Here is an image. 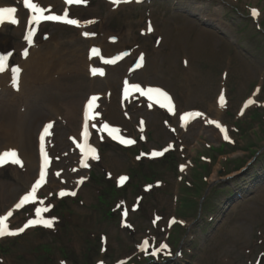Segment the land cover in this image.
<instances>
[{"label":"rangeland","instance_id":"1","mask_svg":"<svg viewBox=\"0 0 264 264\" xmlns=\"http://www.w3.org/2000/svg\"><path fill=\"white\" fill-rule=\"evenodd\" d=\"M39 1L44 6L51 4L57 12L64 8L61 0ZM253 9H259L260 17L251 16ZM70 16L80 24H45L36 39L43 51H50L56 44L61 48L62 58L53 60L60 68L56 78L64 83L58 87L63 96L50 94L55 88H46L48 79L38 82L36 90L30 87L28 93L13 90L10 84L0 86V120L6 114L13 130L18 119L26 121L23 126L28 138L31 133L32 143L28 149L34 155L30 158L35 159L30 167L24 149L17 146L25 168L8 165L0 171V198L5 197L4 201L0 199V214L13 209L14 200L31 184L25 179L36 176L37 136L49 120L56 122L51 144L53 170L64 171L66 181L73 180L61 185L53 172L48 187L40 194L43 203H31L22 211L13 212L11 229H16L33 216L36 218L38 206L51 205L44 217H54L55 227L32 226L0 240V264H96L101 260L114 264L123 258H129L126 264H264V0H149L142 4L133 0L118 4L112 0H86L72 7ZM149 24L152 31L147 30ZM16 28L6 26L2 30L3 34L14 36V43L19 42L21 35ZM85 32L94 35H84ZM180 35L186 43L184 51L178 52L174 42ZM48 41L53 44L46 45ZM93 46L102 52L108 47L112 58L122 56L115 63H108L103 57L100 62L95 61L94 67H106L108 76L103 79L92 78L89 65L72 68L66 59L75 47L88 58ZM13 52L12 64L16 65L21 56L16 48ZM140 52L144 59L137 67ZM36 57L38 62H44L43 57ZM190 60L192 72L183 75L182 66L188 70ZM170 62L174 70L162 72L160 67ZM124 78L164 86L174 93L180 109L200 108L210 117H219L229 125L231 141L225 142L215 129L205 126L204 120L183 131L178 127L177 115L148 110L144 102L123 108L120 91ZM257 86L261 88L258 104L239 116L242 102L259 91ZM224 90L229 104L218 114L212 108ZM90 93L105 96L101 111L106 120L121 125L134 136V146L142 149L144 155L140 159L135 148L112 144L96 129L93 139L100 146L99 158L91 163V169L71 178V168L77 167V154L69 136L80 131L83 102ZM67 99L77 103L81 100L78 107H73L74 113ZM56 103L60 113L52 111ZM140 117L147 121L146 140L140 138ZM171 139L177 143L171 153L173 158L151 156V148L167 146ZM222 145L224 154L212 151ZM181 163L188 170L178 171ZM27 172L28 177L24 176ZM80 174L85 182L77 197H60L59 187H74ZM119 175L130 176L123 189L105 184H119ZM186 187L192 191L186 192ZM12 194V199H6ZM185 197L197 205L183 215ZM137 200L139 209L135 210ZM112 207L116 211L108 218L106 213ZM171 216L178 217L173 224ZM144 238L149 240L147 254L152 261L145 259V252H138ZM166 243L169 247L160 249L159 257L154 258L151 251ZM169 252L172 256L168 258Z\"/></svg>","mask_w":264,"mask_h":264},{"label":"bare ground","instance_id":"2","mask_svg":"<svg viewBox=\"0 0 264 264\" xmlns=\"http://www.w3.org/2000/svg\"><path fill=\"white\" fill-rule=\"evenodd\" d=\"M22 4H23V2L20 0L18 2V5L17 6L16 5H13V7H16L17 10H18L17 13L15 14L16 15V18L19 21L18 23H16L17 24L16 30H17V32H19L21 34L20 35L21 41H19V42L16 41V43H14L13 40H12V37H13L12 35L10 36V35H4V34H2L1 37H0V55H8V62H7L8 66L4 69V71L0 72V86L3 87V86H6V85L10 84L9 87H11L13 90L15 88H18L21 91L28 93V91L30 90V87H33L36 90L38 88L35 87V86L37 85L38 82H42V81H45V80L48 79L45 82L46 83V85H45L46 88H50V87L51 88H55V89H52V91L50 92V94H54V95L56 94V96L59 95L61 97L63 95H61V94L58 93V91L60 90L58 87L60 85L64 84V83H62L61 80H59L58 78H56L57 77L56 75L59 74L58 72L60 71V68H58L59 66H57L58 62H55L53 60L54 58H57V59H61L62 58V56L60 55L61 48L60 47H58V48L56 47V46H59L58 44H56V46L54 48H52L50 51L48 50V48H46V49L44 48V51H43V50H41L43 47H38L37 42H35V40L33 39L34 30L31 29L28 32L27 29H26V24L23 27L22 26V23H20V20L22 19L23 15H25L27 13L24 10V8L22 9V7H21ZM0 6L3 7V6H12V5H9V4H0ZM49 6H51V5L49 4ZM65 6H66V4H65ZM25 16H27V15H25ZM7 24L9 25L11 23H7ZM5 25H1L0 26V31L4 28ZM21 26L23 27V29H21L22 28ZM30 32L32 33V35H31V41H29L28 39H26V37L29 35ZM16 36H18V35H16ZM171 37H172V34H171ZM180 37L182 38V36L180 35V36L177 37L176 41L174 42V43H176L175 44V49H177L178 52L179 51H184L183 48L185 47V43H186V42H184L185 40L180 39ZM93 41H95V40H93ZM180 41H183V43L180 44ZM51 44H53L51 41L46 42V45H49L50 46ZM13 45H15L16 50H17V53L19 54V56H21L20 57V60H19V62H18V64L16 66L12 65L11 64V61H10L11 60V58H10L11 57V51L13 49ZM29 48H30V50L28 52L27 50ZM54 49H55V51H54ZM25 51H27V55L24 54ZM110 52H111V50L107 47V48L104 49L103 55L106 56V57L113 56L112 54H110ZM186 53H187V51H186ZM36 54H37V56H38L39 59L41 57H43V61L44 62H38L39 60L37 59ZM58 54L60 55V57L58 56ZM54 56H56V57H54ZM187 57H188V55H187ZM66 59H68V62L72 66V68H78L79 69V67L84 68L86 65L87 66L89 65V72H93L92 70L95 69V68H92V66H91L92 63L95 62L94 61L95 59L94 60H91V59H89L87 57L84 58L83 55H82V53H81V51H79L78 49H76V47L70 52V54L66 57ZM81 59H83V62H81ZM63 60H65V58ZM174 60H175V58H174ZM172 62H170L168 64H165L163 67H160V69L162 70V72H169V71L174 70V67L172 66ZM158 63H160V62L158 61ZM186 65H188V64L186 63ZM17 67L20 69V71H19L18 74H15L13 72V69L14 68H17ZM188 68H189L188 70L184 71V67L182 66V73H183V75L186 72H188V73L189 72L190 73L192 72L191 71L192 70V62H191V60H190V66ZM107 76L108 75L106 74L105 77H107ZM14 81H16L18 83V86H17V83H14ZM186 85H187V88L188 89L192 90L189 87L190 86L189 83H187ZM56 88H58V89H56ZM198 89H200V85H198ZM54 95L51 97V99L54 97ZM133 98H135V96L131 97L130 100H134ZM63 100H65V98ZM67 100L72 103V105L69 104V109L71 111H73V113H74L75 109L73 107H75V106L78 107L79 105H77V104H81L80 103L81 100L79 101V103H77L76 100H71V99H67ZM109 103H110V101H109ZM227 103H228V98H226V101L223 104V106L219 102L216 107H213L212 108V111L217 110L218 114H220V112L223 110V108L225 107V105ZM173 104H174V113L178 112V110L181 112L180 104L177 102V100H176L175 97L173 98ZM56 106H59V105L57 103L54 104V108L52 109V111H55V113H60L59 110H57L60 107H56ZM85 110H86V108L84 110L83 109L81 110V122L82 123H84ZM202 114L203 115L201 117H203L205 120H208V117H207L208 114L206 112H203ZM22 116H23V114H22ZM3 117L5 119L4 118H2V119H4L5 122H4V120H0V140H1V142H3L2 144H0V153L3 152V151H8V150H15L16 147L19 146V147H21V149L22 148L24 149V154L23 155L27 156V158H28L27 162L29 161L30 167H33L34 162H35V159L34 158L31 159L30 158V155L33 156V157H34V155L30 154L29 153V149H28V147H31L32 146V143H30L31 133H29V138H28V135L26 133L27 131H26L25 127L23 126L26 121L24 119H18L15 122L16 128H15V130H13V129H10L9 128V124L12 122V121H10L11 119L10 120L9 119L6 120L7 119L6 114ZM24 117H26V116H24ZM201 117H198V119H200ZM211 119L215 120V119H219V118H211ZM8 122H9V124H7ZM147 128H148V126H145L144 129L146 130ZM209 129H212L213 130L214 128L213 127H210ZM52 136H53V132H51V134L48 136L47 143L50 142ZM39 139L40 138H38L37 141ZM76 140L79 143L81 142V140H80V132H79V140L78 139H76ZM4 141H6V142H4ZM15 143H18V145H14ZM37 144H39V142H37ZM35 157L37 158V164H38V167H39L40 157H39V154H38V148H37V155H35ZM18 158L21 161L20 164H22V160H21L19 154H18ZM8 163H12V162H7L6 165ZM14 164H16V163H13V165ZM29 165H28V167H29ZM52 165H53V163H52ZM78 171H82V169H81L80 166L75 171V173H77ZM70 175H74L75 176V174L72 173V172L70 173ZM24 176H27L28 177V172H27V174L25 173ZM37 179H38V172H37V178L36 179H31V177H28L25 180H27V181L29 180L28 185L30 183H33V185H34V183H35V181ZM61 181H62V179H60V182ZM46 184H44V186ZM27 189H28V192H29L32 189V187L27 188ZM39 192H40V190H37L36 197L38 196ZM13 196H14V194H12L10 197H8L6 199L9 200V198H11V197L13 198ZM0 199L2 201H4L5 200V197L0 198ZM35 201H38V198ZM8 212H5L4 211L3 213L0 214V216L6 215ZM2 238L4 239L5 237H2Z\"/></svg>","mask_w":264,"mask_h":264},{"label":"snow or ice","instance_id":"3","mask_svg":"<svg viewBox=\"0 0 264 264\" xmlns=\"http://www.w3.org/2000/svg\"><path fill=\"white\" fill-rule=\"evenodd\" d=\"M86 2V0H66V3L68 4H72V3H83ZM112 2L114 4H118L121 2V0H112ZM123 2H128V0H123ZM24 4L25 6L31 10V12L33 13V15L30 18L29 23L35 22V23H40L41 21L44 20H51V21H58V22H64L67 24H72V25H79L80 21L76 20V19H70L68 16V12L67 10H65V12L62 15H57V14H51V15H45V11L46 9L42 8L41 6H39L37 3H34L33 0H24ZM17 8L13 7V6H3L0 7V23L3 22H11L13 24L18 23V19L16 18V13H17ZM252 15L255 16L257 15V10L253 9L252 10ZM91 21H89L90 23ZM148 31H152V27L149 24L148 26ZM31 35L32 33L30 32L29 35L26 37V39H28L29 41H31ZM84 35H94V33H88L85 32ZM114 39V38H113ZM98 49L93 48L92 49V55H97L98 54ZM25 55H27V52L25 51L24 53ZM10 55V54H9ZM121 57H116L113 58L111 60H108L106 62L108 63H115L117 59H120ZM143 55L141 54V56L139 57V61L137 63V67L141 66L143 63ZM8 62V55H0V72L4 71V69L8 66L7 64ZM20 71V69L14 68L13 72L15 74H18ZM93 74H97L99 72V74H103L102 71L98 70V69H93ZM14 83H17L16 81H14ZM18 86V83H17ZM130 91H137L140 92L142 95L146 96L148 98L149 101L155 100L157 103H161L162 107H166L169 112H173L174 113V104L172 102V98L169 96V94L164 91L163 89L159 88V87H148V88H141V86L139 84H129L128 81L126 80L124 82V94L125 96L129 95ZM161 98H163V101H165L164 103L161 102ZM99 99V97L97 96H92L89 100L88 103L86 105V110H85V117H86V121H85V132L84 135L85 137H87L88 132H87V120L88 119H94L96 115H99L98 112L94 113V109L98 106L96 104V101ZM220 101H221V105L223 106V101H224V97L223 95H221L220 97ZM253 103V101L249 100L247 102V104H251ZM247 104L245 105V107H247ZM151 106V105H150ZM243 114V113H241ZM203 114L199 111H188V112H184L181 116H180V120L182 122V126H186L187 123L190 120L196 119L198 117H201ZM209 124H213L215 125L217 128L220 129L221 133L224 134V138L228 139V130L222 126L218 121L216 120H207L206 121ZM94 126V125H93ZM52 127V124L49 123L48 125H46L44 127V133L45 134H50L49 133V129ZM102 131H105L108 133L109 136H111L113 139H117L119 140L121 143L124 144H128L131 145L133 143H135L134 140L131 139H125L124 137L119 135L120 129L116 128V127H111L109 124L104 123L102 128ZM41 140H44V136H41ZM171 147V146H170ZM83 148V146H82ZM168 149H165L164 151H167ZM89 153H91L93 155V158H98L95 156L96 153V149L92 148V147H88L87 150L85 151V156H87ZM162 152H157V151H153L151 153L152 156H159L162 155ZM42 155H43V162L44 165H47L49 163V157L47 156L46 153L43 152V146H42ZM5 162H12V163H16V164H20L21 161L18 158V154L15 150H8L5 151L3 153H0V164H3ZM87 166V165H85ZM127 179V177H121L120 181L123 182ZM80 182H83V178L81 179ZM46 183V172L45 169L42 167L41 171H40V175L39 178L35 181L34 185L32 186V189L26 193L21 200L15 205L16 209L21 208L22 206H24L25 204L32 202L34 200L37 199L36 197V193L37 190L44 184ZM67 194H71V195H75V192H71V193H66L65 191H61L59 193L60 196H64ZM43 203V202H41ZM51 205H49L48 207H38L35 209V213H36V218L34 219H28L27 222L20 228H16V229H9L8 227V219L9 217L12 216V212L9 211L6 215H2L0 216V237H5V236H15L18 235L22 232L25 231V229L32 227V226H36V225H43L45 227H52L53 222L55 220L54 217L52 218H45L42 213L48 212L51 209ZM124 215H127V211H125ZM173 222H175L173 220ZM148 241L145 240L143 242L142 247H144L145 249L148 246ZM167 248L166 244H161L159 246L158 249H156L152 254L155 255L156 252H158L160 249H164Z\"/></svg>","mask_w":264,"mask_h":264},{"label":"trees","instance_id":"4","mask_svg":"<svg viewBox=\"0 0 264 264\" xmlns=\"http://www.w3.org/2000/svg\"><path fill=\"white\" fill-rule=\"evenodd\" d=\"M173 158V156H172ZM197 205V202L192 200V199H188L187 197H185L184 199V205L183 207L185 208L183 211V215H186L187 212L186 211H189V210H192L194 209V207ZM186 212V213H185Z\"/></svg>","mask_w":264,"mask_h":264}]
</instances>
